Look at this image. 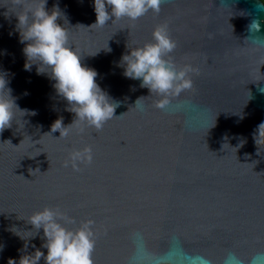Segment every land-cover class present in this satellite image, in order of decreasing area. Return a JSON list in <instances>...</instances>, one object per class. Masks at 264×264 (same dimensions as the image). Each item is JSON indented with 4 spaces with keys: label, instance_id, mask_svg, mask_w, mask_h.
Returning <instances> with one entry per match:
<instances>
[{
    "label": "water",
    "instance_id": "95a60500",
    "mask_svg": "<svg viewBox=\"0 0 264 264\" xmlns=\"http://www.w3.org/2000/svg\"><path fill=\"white\" fill-rule=\"evenodd\" d=\"M9 4L0 0V75L19 108L36 114L15 110L0 133V264L47 254L43 229L28 223L45 207L74 218L64 225L73 230L94 221V264H264V137L254 139L264 122V2L162 0L159 14L99 28L90 27L94 0H47L81 63L119 102L101 130L76 123L63 138L48 134L51 125L62 118L67 127L75 114L55 81L36 65L25 70L11 13L19 9L6 19ZM163 24L177 67L197 71L192 89L158 108L161 97L126 78L120 62ZM85 146L92 163L65 167Z\"/></svg>",
    "mask_w": 264,
    "mask_h": 264
},
{
    "label": "clouds",
    "instance_id": "9594fccd",
    "mask_svg": "<svg viewBox=\"0 0 264 264\" xmlns=\"http://www.w3.org/2000/svg\"><path fill=\"white\" fill-rule=\"evenodd\" d=\"M161 2L162 0H94L96 21L90 27L102 28L108 21L114 22L122 18L135 21L150 10L159 14ZM46 4L47 0H10V4L5 6L8 11L4 16L9 18V7L19 9L11 13L17 21L15 31L19 34V42L24 44L25 70L30 71L36 65L38 75L46 74L50 80L55 81L53 88L56 94L67 102L65 110L75 114L73 123L67 127L63 125L62 118L55 120L48 134L59 131V138L67 137L71 126L76 123L99 131L115 116L119 102L111 100L100 88L96 82L97 72L84 66L81 63L82 56L69 45L68 31L57 22L61 17L59 6L54 5L49 11L46 10ZM153 41L143 47L131 49L122 56L120 64L124 67L123 75L139 80L140 87L147 88L150 95L160 96L161 100L155 106L164 108L168 97L192 89L189 73L197 70L191 65L177 67L172 60L170 54L176 48V43L171 39L166 24L155 27ZM8 83L5 76L0 75V133L12 127L15 110L24 114H36L19 108ZM257 135L264 137V122L258 125L254 136L256 144ZM242 144L243 141L239 146ZM259 151L258 148V154ZM92 160V148L85 146L69 152L64 166L71 165L74 171H80L78 164H91ZM28 223L36 233L43 229L42 239L45 242L41 247L47 249V254L36 249L31 254L21 255L18 264H39L41 258L45 264H94V221H83L73 230L64 225L75 224L74 218L59 208L45 207L32 214ZM8 264H17V260L9 258Z\"/></svg>",
    "mask_w": 264,
    "mask_h": 264
},
{
    "label": "trees",
    "instance_id": "16d2710c",
    "mask_svg": "<svg viewBox=\"0 0 264 264\" xmlns=\"http://www.w3.org/2000/svg\"><path fill=\"white\" fill-rule=\"evenodd\" d=\"M261 1H263V2H264V0H261Z\"/></svg>",
    "mask_w": 264,
    "mask_h": 264
}]
</instances>
